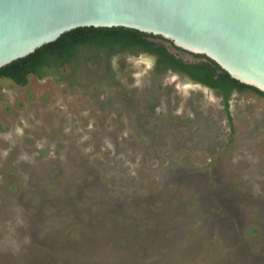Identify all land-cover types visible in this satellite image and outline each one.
Listing matches in <instances>:
<instances>
[{
	"label": "rangeland",
	"instance_id": "374dc122",
	"mask_svg": "<svg viewBox=\"0 0 264 264\" xmlns=\"http://www.w3.org/2000/svg\"><path fill=\"white\" fill-rule=\"evenodd\" d=\"M153 61L0 78V264H264V97Z\"/></svg>",
	"mask_w": 264,
	"mask_h": 264
},
{
	"label": "water",
	"instance_id": "95a60500",
	"mask_svg": "<svg viewBox=\"0 0 264 264\" xmlns=\"http://www.w3.org/2000/svg\"><path fill=\"white\" fill-rule=\"evenodd\" d=\"M78 27L161 36L264 93V0H0V68Z\"/></svg>",
	"mask_w": 264,
	"mask_h": 264
},
{
	"label": "trees",
	"instance_id": "16d2710c",
	"mask_svg": "<svg viewBox=\"0 0 264 264\" xmlns=\"http://www.w3.org/2000/svg\"><path fill=\"white\" fill-rule=\"evenodd\" d=\"M166 43L176 51L186 52L168 39L135 29L78 27L62 33L56 40L42 45L27 56L4 65L0 68V78L10 79L19 86L26 85L30 75L38 79L51 76L59 82L76 84L85 63L96 62L115 82L117 78L110 64L111 58L125 52L146 53L154 57L153 67L157 74L168 71L214 91L220 97L229 121L230 99L235 92L252 90L264 97L263 92L233 79L205 55L186 52L194 60H185L178 53L171 52ZM66 69H69L68 73L63 72Z\"/></svg>",
	"mask_w": 264,
	"mask_h": 264
}]
</instances>
